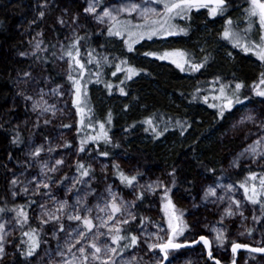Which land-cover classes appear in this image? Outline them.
Returning a JSON list of instances; mask_svg holds the SVG:
<instances>
[{
    "label": "rangeland",
    "instance_id": "obj_1",
    "mask_svg": "<svg viewBox=\"0 0 264 264\" xmlns=\"http://www.w3.org/2000/svg\"><path fill=\"white\" fill-rule=\"evenodd\" d=\"M119 2L121 0H103V4L101 8H98V12L104 6L118 4ZM44 3L45 0H0V16L7 18L8 25H11L9 43L6 45L0 44V71L7 78L12 79V94L5 104L4 115L8 117L13 128L20 132L23 138L19 157L15 159L11 154L9 140L2 127V113H0V181L3 179L6 182L8 194L12 201H21L27 205L29 204L28 215L30 224L37 229L41 228L40 205L44 204L46 209L52 211H55L58 205L49 196L43 194L48 190L41 188L39 194L33 195L31 191V188L34 187L33 184L29 186L30 191L28 195H24L19 192L23 185H17L15 189H12L10 181L14 176L25 183L31 180L33 176L42 179L43 177L40 176V163L38 161H47L48 166L51 167L55 165L56 160L62 159L64 164L58 166L59 170L55 173L49 172L47 175L53 177L54 181H59L64 176H67L68 179L64 180L63 184L51 183L50 191L56 200L66 199L69 205L73 204L76 191L75 189L66 191V189L71 187L72 177L79 176L75 168L76 162L79 161L80 148L77 129L81 126L80 117L76 114V108L72 103L74 99L73 85H68L65 81L60 83L53 82L46 73L41 57L45 56V54H48L50 57L53 51H55L56 55L52 62V68L65 80L69 71V58L67 56L64 59L59 58L61 51L57 41L64 45L69 42L66 37L70 38L72 28L76 27V25L71 24L72 16L79 14L78 23L80 25H82L85 19H88L96 32L107 33V26L105 24L98 23L93 15L84 13L83 9L87 7V0H81L79 4H76L73 0H47V7L42 9L41 5ZM64 9H67V13L63 11ZM41 10L45 11V16L42 19L39 17ZM243 10L235 8L233 11V20L238 23L240 30H243L247 26ZM200 14H203V17L207 18V11L203 9L200 13L194 12L192 16L195 17ZM57 17H63L68 21V25L59 24ZM210 19L212 18L210 17ZM177 23L181 26H186L184 21H177ZM223 25L224 23L216 25V31L221 33ZM256 27L258 29V25ZM205 28V26H202L200 30L203 31ZM82 30L83 27L77 29L79 35L82 33ZM58 33L61 35L60 39H57ZM196 35L201 38L200 35L203 36V33ZM180 36L182 35L169 38ZM169 38L161 40V44L170 43ZM254 38H258V33L255 30ZM113 39H118L120 43L122 42L120 38ZM37 40L43 41L41 49L45 50H36V54L33 55L34 45ZM222 41L224 42V40ZM149 42L152 43V41ZM52 45H56V48L53 49ZM123 47L127 50L124 44ZM201 48L202 45L197 49L200 51ZM21 52H26L28 55L21 56L19 54ZM249 54L251 55V53ZM252 57L256 60L254 56ZM146 58L156 59L153 57ZM156 60L158 61V59ZM161 62L172 64L170 61ZM172 65L176 68L174 64ZM176 69L179 70L178 68ZM25 71L32 74V79H29L27 83L22 82L27 79L23 76ZM181 73L190 75L191 72L184 71ZM86 81L87 79L83 77L81 83L85 84ZM88 86L89 83L87 82V108H89ZM54 89L56 90L55 92L53 91ZM213 90L209 95L211 98L217 94L215 89ZM21 92L24 93L23 96L19 94ZM41 94L43 95V101H46L47 105L54 106V114L52 110L41 114V109L39 108L33 111L32 105L34 102L41 100ZM24 96H31L32 99H25ZM98 100L103 107L107 106L108 102L106 99L99 97ZM87 108L85 120L87 118ZM237 108L238 112L228 119L226 129L220 132L218 137L222 156L221 167L227 173L236 172L241 167L262 169L264 168V160H258V162L254 163L253 158L250 156L241 157L238 167L233 166L232 161L249 144H252L259 136L264 135V131L260 128L261 122L264 121V98L259 97L257 100L244 101V104L239 105ZM247 115L254 116L255 122L245 120L244 123H240L241 118ZM45 120L49 122L46 124ZM63 125H71V127H63ZM38 146L43 147L40 156L38 158L30 157L28 153ZM49 148L53 150L49 152ZM89 164L92 168L91 176L84 177L83 179L89 180L91 188L95 189V193L88 197L90 206L95 205L98 201L103 204V200H100L101 196L104 199H110L108 193L105 191L107 186H111L112 191L124 201H135V205L137 201L136 196L143 191L145 197L149 200V205L144 208V223L143 225L137 224L136 220L131 222V230L143 240L147 234L157 232L156 224L161 225L165 229L167 228V217H165L163 211V203L165 202H163L164 197L162 196L163 186L156 188L154 192L147 190V185L158 180L162 181L163 185H165L166 180H164V173L160 166H141L119 150L113 153L110 162L105 158L94 156L90 158ZM114 164H118L119 170L128 176L139 173L137 181L134 182V188L127 187L124 183L121 186L117 169L113 167ZM195 181L196 188L194 194L187 195L178 191H173L171 195L169 194L175 205L177 214L182 211L183 221L187 225L189 224L183 235L178 237L177 242L192 241L197 235L205 236L211 242L214 257L220 262L227 261L231 254L230 247L233 241L255 247H264V240L261 238L257 226L264 216L258 204L253 205L247 201L244 197V191H241L224 174L213 179L205 177L202 173H198ZM141 185L145 186L144 189L140 188ZM228 185L233 186L231 190L227 188ZM76 187L81 189V194L88 189V185L85 184H77ZM209 187L215 188L216 194L214 196L209 195L205 199V191ZM12 190L19 193L15 198L11 195ZM220 197H223V199H219ZM33 200L35 203H31ZM236 200L241 202L240 211L243 212V216L239 212L236 215L227 216L225 209L231 205L233 211H235L236 205L234 201ZM134 208L135 206L130 211L135 214ZM92 215H96L95 210ZM254 216L260 219L258 221L254 220ZM222 217L223 220L221 219ZM0 222L6 224L5 231L8 233L6 237V250L8 254L4 258L3 264H47L49 256L46 255V252L55 249L57 243L56 239L52 237L53 227H58V225H55V222L42 226L40 248L37 249L34 256L27 258V260L24 258L20 262L18 259L16 260L19 253L17 250L20 235L18 224H16L13 215L9 213L0 216ZM62 222L68 231L71 230V227H75L77 223L67 220L66 216L63 217ZM213 229H221L224 232L226 241L223 246L216 243V232ZM249 229L252 230L250 234L248 232ZM101 231H106V229H101ZM142 232L144 235H141ZM58 235L61 242H63L65 233L61 232ZM131 251L133 254L139 253L140 256H143L144 261H148L151 264L152 254L145 255L147 251L146 245H141L140 248ZM155 251L158 252V250ZM52 258L59 259L54 253L52 254ZM169 262L170 264H209L205 260L203 249L170 251L169 260L165 264H169ZM236 263L264 264V256L252 255L246 252L237 257Z\"/></svg>",
    "mask_w": 264,
    "mask_h": 264
},
{
    "label": "snow or ice",
    "instance_id": "obj_2",
    "mask_svg": "<svg viewBox=\"0 0 264 264\" xmlns=\"http://www.w3.org/2000/svg\"><path fill=\"white\" fill-rule=\"evenodd\" d=\"M247 7L244 8V18L247 22V26L240 30L238 23L234 21L231 17H228L224 21L223 30L219 33L222 40L231 44L233 49H239L245 54L251 53L256 60L264 66V0H245ZM103 0H87V7L83 9L84 13L93 15L94 19L100 23L107 26V36L109 38H120L127 49L128 53L136 51V45L141 44L142 41H152L156 43L157 40H166L169 37H175L179 35H188L190 29V21L192 19L193 13H200V11L206 10L207 15L211 18L223 17L228 11L230 0H121L118 4H112L110 6H104L101 11L98 12V8H101ZM47 7V0L41 5V8ZM67 13V9L63 10ZM45 16V11L41 10L39 12V17L42 19ZM79 14H74L72 16L71 24L76 25L72 28L71 37H66L69 40L67 45L57 41L60 45L61 56L60 59H64L67 56L69 71L68 80L72 82L74 88V99L72 101L73 106L76 108V114L80 117V125L83 127L94 128L95 124H99V131L96 135H87L81 140V145L79 151H85L84 145L89 142H100L103 141L105 144L111 143V138L109 136L108 130L105 127V122L94 121L89 118L85 121V114L87 108V94H86V81L85 84L81 83L83 79V69L85 67L84 63L81 62L80 56V42L86 40V36L79 35L77 29L83 27L78 23ZM177 21L186 22V26H181ZM57 22L61 25H68V21L63 17H57ZM258 25V29L257 26ZM70 26V25H69ZM254 30L258 33V38H254ZM40 35V34H38ZM43 41L37 40L34 45L33 55L36 54V50L44 51L41 49V44ZM53 49L56 45H52ZM103 47V45H101ZM201 52L205 53L203 57L197 61L193 54H189L186 50L181 49H164V50H148L141 53L144 57H153L161 61H170L176 66L181 72H200L210 60V53H206L203 48L200 49ZM21 56H26L28 53L21 52ZM53 56L56 55L55 51L52 53ZM88 60L87 63L91 64L95 62L98 71L95 73L96 82H100V70L103 65L110 63L108 56H101L95 54V49H91L87 53ZM229 58L234 59L232 52L228 53ZM119 60L115 63V71L112 72L113 76H116L118 72L125 73V80H132L133 77L140 75V69L129 65L128 59L125 58H115ZM73 65L78 66L79 77L77 78L72 75ZM23 76L27 79L22 81L27 83L29 79H32V74L25 71ZM235 77V73H233ZM124 81H121L123 84ZM212 84L218 85L215 88L216 95L212 97L214 101L218 103H212L209 107L216 108L217 115L223 118L225 111L231 110L235 105H243L245 100L249 97L244 96L241 98V90L245 87L243 81H229L227 83L222 82L220 76L214 77ZM234 84V87H233ZM109 92L112 90V85L106 84ZM252 92L255 96L264 98V71H261L258 75L257 80L253 81L251 85ZM56 91L55 89L53 90ZM119 91L122 94H127L123 87H120ZM201 90L196 89L199 93ZM24 95L23 92L19 93ZM25 99H32L31 96H24ZM197 97L194 95L193 99ZM208 96H204V102L208 101ZM33 111L38 108L41 109V114L49 110L55 112L54 106L47 105L46 101H43V95L41 94V100L36 101L32 105ZM92 110L87 108V113L91 115ZM112 115L111 112L108 113L107 123H111ZM245 120L255 122V117L252 115H247L241 118L240 123H244ZM46 124L48 120L44 121ZM145 123H147L151 131L154 134V138H159L166 132L167 126L163 130H158L157 126L154 124L152 117H149ZM180 124L179 121L176 122ZM63 127H71V125H63ZM134 127V125H133ZM191 127V125H188ZM260 128L264 131V121L261 122ZM149 129H145L148 131ZM187 129L181 125V135ZM77 131H81L78 128ZM13 143H22L19 135H17ZM119 147V145H115ZM53 149L49 148L48 151L51 152ZM43 151L42 146L36 147L31 150L28 155L32 158H38ZM99 155L107 157L109 152L102 151ZM250 156L253 158V162H258V160H264V135H261L249 144L238 156L232 161L233 166L238 167L241 157ZM40 163V176L42 179H38L37 176H33L31 180L26 183L21 181L18 177L14 176L10 181L12 189H15L17 185H23L19 192L28 195L30 185L34 184L31 188L32 194H39L41 188L48 190L44 192V195L49 196L54 203L58 205L55 211L48 210L45 208L44 204L40 205V223L41 228H32L28 225V214L24 210L25 205H17L11 209L6 207H0V213L6 211H11L15 213V222L21 228L22 237H27L26 240L22 239L21 244L25 245L24 249H21L17 245V250L20 255H22L25 260L36 254L37 249L40 248L41 239L40 232L43 230V225L55 222L58 227H53L52 237L56 239V248L46 252L49 256L47 264H149L148 261H144L143 256L139 253L133 254L131 250L140 248L141 245H146L147 251L145 255L151 253L152 261L151 264H165L169 260V253L172 250H178L184 247L188 241L183 243L177 242L178 237L182 236L185 230L188 228L186 222L183 221V212L175 210V205L173 204L169 193L170 188L163 185L162 181H156L152 184L147 185V190L154 192L156 188L163 186V211L165 217H167V228H163L161 225L156 224L157 232L149 233L147 236L141 240V237L135 234L131 230V222L136 220V215L130 211L131 208L135 206V201H124L119 198L116 193L111 189V186H107L105 191L108 193L110 199H104L102 196L100 200H103V204L99 201L95 205H89L88 197L95 193V189L91 188L90 181L84 180V177H90L92 168L89 164H85L81 161L76 162V172L79 176L72 177V185L67 188L66 191H72L75 189V201L73 204L69 205L68 201L56 200L54 196L51 195L50 184L59 183L63 184L64 180L68 177L64 176L59 181H54L53 177L48 176L47 173H55L59 170L58 166L64 164L62 159L55 161V165L49 167L47 161H38ZM114 168L117 169L119 178L122 183L127 187H135L134 182L137 181L136 175L128 176L123 171L119 170V165L114 164ZM23 175V173H21ZM170 175H175V169ZM94 178V177H93ZM247 180L252 181L251 187L248 186L247 181L240 184V187L244 190V197L247 201L251 202L253 205H260L261 212L264 213V174H258L256 172H249ZM258 181V184L256 183ZM174 183V181H173ZM77 184L88 185V189L83 191L81 194V189L77 188ZM144 185L140 188L144 189ZM232 185H228L229 190L232 189ZM19 193L15 190L11 191V195L15 198ZM215 188L209 187L205 191V199L209 195H215ZM144 192L141 191L136 199L142 200ZM219 199H223L220 197ZM35 203V201H31ZM236 205V210L233 211L232 206L229 205L225 209L227 216L236 215L237 212L243 216V212L240 211V201H234ZM95 210L96 215L93 216L92 213ZM67 218L69 221L77 222L75 227H71L68 231L65 229V225L62 222L63 217ZM46 217V219H45ZM145 218H141L140 224L143 225ZM223 220V217L221 218ZM254 220H259V217H253ZM94 221H96L94 223ZM28 225V230L24 231V227ZM127 226V227H126ZM6 224L0 222V264H3V260L6 257V237L8 233L5 231ZM101 229H106V231H101ZM216 232L215 241L218 245L223 246L226 241V236L221 229H213ZM251 229L248 230L249 234ZM65 233L63 242H61L58 233ZM163 233V234H161ZM141 235H144L143 232ZM243 235V233H241ZM104 238V239H102ZM203 242L205 248L208 249L207 255L210 259H215L213 257V252L211 249V242L205 236H200L199 241L193 240L191 243ZM250 248L248 244L237 243L235 241L231 244V249L233 254L236 253L238 249ZM155 250H158L156 252ZM251 252L264 253V247L250 248ZM55 254L59 259L52 258V254ZM170 264V262H169ZM215 264H220L219 260H215ZM235 264V260H233Z\"/></svg>",
    "mask_w": 264,
    "mask_h": 264
},
{
    "label": "trees",
    "instance_id": "obj_3",
    "mask_svg": "<svg viewBox=\"0 0 264 264\" xmlns=\"http://www.w3.org/2000/svg\"><path fill=\"white\" fill-rule=\"evenodd\" d=\"M73 1L76 4L81 2V0ZM245 7H247L245 0H230L227 14L223 17L218 16L210 19L208 15L207 18H204L203 14L192 16L188 35L177 37L178 39L169 38L170 43L165 45L161 44V40H157L156 43L143 41L141 43L143 47L136 45L137 50L132 53H128L118 39L109 38L104 32H96L91 22L85 19L80 35L86 36L87 39L80 42V59L85 65L83 77L87 81L90 78V82H88V105L92 110L90 116L87 113L85 121L91 118L94 121L105 122L111 143L87 142L84 145L85 151H79V161L88 166L90 158L95 156L105 158L110 162L115 151H122V154L132 158L141 166H160L164 173V180H166L165 186L171 189L170 195L173 191L187 195L194 194L195 178L198 173L213 179L224 174L241 191H244L240 187L243 182L247 181L248 186L251 187L252 181L247 180L249 172L264 174V168L241 167L236 172L227 173L221 167L222 156L218 137L220 132L226 129L228 119L238 112L239 104L231 110L225 111L223 118L217 115L218 110L216 108L209 107L210 104L217 103L209 97L210 93L214 91L213 89L218 87V85L212 84L216 76H220L224 83L234 79L243 81L245 87L241 90V98L249 97L245 101H253L259 98L252 92L251 85L253 81L257 80L259 73L264 71V66L250 54H245L239 49H233L228 42L224 41V43L219 36L220 32L216 31V25L223 24L228 17L233 19L235 8L241 10ZM7 22V18L0 16L1 45H6L10 41L11 25H8ZM202 26L206 27L203 31L200 30ZM199 33H203V36L200 35L201 38L196 35ZM60 38L61 35L58 33L57 39ZM201 45L206 53L211 54L209 63L200 72H191L190 75L181 73L170 63L141 55L148 50L181 49L193 54L199 61L205 54L197 49ZM91 49H95V54L108 56L110 62L103 65L100 70L99 83L96 82L95 73L98 69L95 62L87 63V53ZM229 52H232L234 59L229 58ZM117 57H126L129 65L142 70L140 75L133 77L132 80H125L124 72H118L116 76H113L114 64L119 62L115 59ZM41 58L46 73L53 82L65 81L68 85H72L68 76L64 80L52 68L53 55L49 57L48 54H45ZM73 69L72 75L79 77L78 66L73 65ZM233 73H235V77ZM121 81L124 83L121 84ZM109 83L113 86L111 92L106 87V84ZM120 87L124 88L126 95L119 91ZM197 88L201 90L199 93L196 92ZM11 94L12 79L7 78L0 71L2 127L8 137L11 154L15 159H18L23 138L21 133L13 128L8 117L4 115L5 104L10 99ZM194 95L197 97L196 99H193ZM204 96H208L207 102H204ZM99 97L107 100L106 107H103L99 102ZM109 112L112 115L111 123H107ZM149 117L153 118L158 130H163L167 126L168 130L159 138H154L150 126L145 123ZM177 121L180 124H177ZM181 125L187 129L183 135H181ZM80 128L78 137L81 145V140L85 136L97 134L99 124H95L94 128L83 127L82 125ZM145 129L149 130L145 131ZM17 135H19L22 143H13ZM115 145H119V147H115ZM102 151L109 152V155L107 157L99 155ZM173 169H175L174 176L170 175ZM120 183L122 186L123 183L121 181ZM256 183L258 184V181ZM17 205H25L24 210L29 214V204L12 201L8 194L6 182L2 179L0 181V207L11 209ZM148 205L149 200L145 195H143L142 200L137 199L134 208L137 224H140L141 218H144V208ZM258 206L260 208V205ZM7 213L15 217V213L11 211L0 213V216ZM262 214L264 216V213ZM28 225L35 228L30 224V220H28ZM28 225L24 227V231L28 230ZM257 226L258 232L264 240V218ZM19 229V246L24 249L26 246L21 244V240H26L27 237H22L20 226ZM40 239H42V233H40ZM17 259L20 262L24 257L18 253Z\"/></svg>",
    "mask_w": 264,
    "mask_h": 264
},
{
    "label": "water",
    "instance_id": "obj_4",
    "mask_svg": "<svg viewBox=\"0 0 264 264\" xmlns=\"http://www.w3.org/2000/svg\"><path fill=\"white\" fill-rule=\"evenodd\" d=\"M199 237H200V236H199ZM199 237H197V239H195V240H196V241H199ZM188 242H189V243H187L184 247H182V248H180V249H178V250H172V251H180V250H186V249H193V248L197 247L199 244H201L202 247H203V250H204V252H205V257H206L207 261H209V262L211 261L212 263L215 264V260H217V259H210V258L208 257V255H207L208 249L204 247L203 242H199V243H195V244L191 243V241H188ZM249 246H250V248H256L255 246H252V245H249ZM257 247H259V246H257ZM250 248H248V249H246V248L238 249V250L236 251V253L233 254L232 249H231V247H230V251H231V254H232V261H231L229 264H233V260H235V264H237V263H236V259H237L238 255H239L240 253H246V252H248V253H251V254H253V255H257V256H258V255L264 256V253L251 252V251H250ZM220 264H223V263H220Z\"/></svg>",
    "mask_w": 264,
    "mask_h": 264
},
{
    "label": "flooded vegetation",
    "instance_id": "obj_5",
    "mask_svg": "<svg viewBox=\"0 0 264 264\" xmlns=\"http://www.w3.org/2000/svg\"><path fill=\"white\" fill-rule=\"evenodd\" d=\"M198 236V235H197ZM194 249H202V245L200 244V245H198L196 248H194ZM231 260V254L229 255V257H228V259H227V261L226 262H229ZM207 261V260H206ZM226 262H224V263H226ZM207 263H209L208 261H207ZM210 263H211V261H210ZM209 263V264H210ZM212 264V263H211Z\"/></svg>",
    "mask_w": 264,
    "mask_h": 264
}]
</instances>
